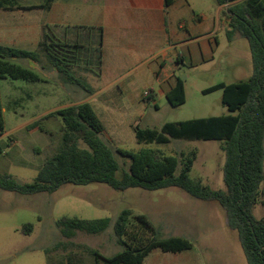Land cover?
Segmentation results:
<instances>
[{
	"label": "rangeland",
	"instance_id": "rangeland-1",
	"mask_svg": "<svg viewBox=\"0 0 264 264\" xmlns=\"http://www.w3.org/2000/svg\"><path fill=\"white\" fill-rule=\"evenodd\" d=\"M9 2L25 6L37 5L43 0ZM196 5L199 9V4ZM205 7L209 13V6ZM219 39L215 61L179 72L180 78H185L187 102L174 107L166 97L156 95L159 109H149L139 124L141 127L161 128L165 123L195 119L199 115L230 114L222 103L221 90L207 95L202 91L219 83L249 80L253 73L252 54L248 40L238 34L229 40L226 32L221 31ZM82 56H90V73L71 74L93 85L99 76L97 56L94 54L91 59L90 51L82 53ZM15 63L33 70L43 81L32 83L9 77L0 80L6 123V131L0 136L1 143L5 145L0 174L11 175L20 184H30L62 143L61 118H44L74 101L72 89L77 85L69 80L67 74L68 77L52 73L44 55L39 64L25 60ZM35 122H39L38 127H33ZM110 134L113 137V133ZM101 137L114 151L117 148L134 152L152 149L166 155H180L195 150L197 159L190 173L191 178L212 189L226 190L223 170L225 153L221 149V141L172 139L168 144H140L135 132L126 129L118 138L109 139L104 134ZM116 158L120 165L117 176L121 178L129 170L130 160L119 154ZM124 209H132L135 214L146 215L157 223L183 224V230L191 232L197 239V247L208 264H248L238 233L228 227L226 212L219 203L199 200L177 187L157 191L141 188L118 191L101 183L67 184L54 193L34 195L0 189V264H95V258L86 251L87 248L111 257L120 251V246L115 243L114 224ZM254 215L264 218V183L261 203L255 207ZM64 217L84 220L109 218L111 224L103 233L77 232L75 237L66 239L58 227V222ZM26 224L34 225L30 235L23 233ZM59 243L63 246L57 249Z\"/></svg>",
	"mask_w": 264,
	"mask_h": 264
},
{
	"label": "trees",
	"instance_id": "trees-1",
	"mask_svg": "<svg viewBox=\"0 0 264 264\" xmlns=\"http://www.w3.org/2000/svg\"><path fill=\"white\" fill-rule=\"evenodd\" d=\"M55 0H43L39 5L22 6L0 0V10H50ZM174 0H165V7ZM225 6L230 29L227 37L232 40L238 34L248 40L253 62L249 80L226 84L219 83L202 91L207 95L222 91V103L230 114L165 123L161 128L134 127L140 144H168L172 139L221 141L225 153L224 182L226 190H215L191 178L190 173L197 159V151L189 154L166 155L159 150L143 149L138 152L117 148L115 151L102 139L105 126L89 103L69 106L49 113L44 119L60 117L63 122L62 143L54 156L40 168L33 183L20 184L11 175L0 174V189L21 195L54 193L62 186L106 184L118 191L141 188L157 191L177 187L202 201H214L223 207L228 227L238 233L241 247L248 264H264V218H256L255 207L261 203L264 183V0H216ZM50 26L44 28L37 51L22 50L0 45V80L11 78L27 82H41L42 77L17 60L39 64L42 55L50 65L60 60L69 63L77 44L52 41ZM102 45L103 32L100 29ZM96 54L100 71L101 50ZM179 65V62H178ZM177 66V65H176ZM169 67L166 73H174ZM69 80L92 94L89 84L71 74L70 69L60 70ZM99 75V74H98ZM169 103L180 106L186 103L185 82L178 78L173 90L167 93ZM150 104L152 96L145 98ZM35 122L33 127H38ZM6 123L0 91V136L5 133ZM116 154L129 159L130 167L121 178ZM5 155V145L0 141V160ZM109 218L84 220L64 217L58 222L62 236L71 239L77 232L100 234L110 227ZM33 224H26L23 233L30 235ZM115 243L122 251L103 256L95 249L87 248L95 258V264H144L155 249L166 252H182L193 249L190 240L182 237H160L152 222L145 215H137L132 209H124L114 224ZM63 244H57L59 249ZM72 264V262H70Z\"/></svg>",
	"mask_w": 264,
	"mask_h": 264
},
{
	"label": "crops",
	"instance_id": "crops-1",
	"mask_svg": "<svg viewBox=\"0 0 264 264\" xmlns=\"http://www.w3.org/2000/svg\"><path fill=\"white\" fill-rule=\"evenodd\" d=\"M195 2L199 9L191 0H174L167 8L165 0H55L48 11L0 10V45L37 51L44 28L50 26L53 42L79 46L72 49L76 52L72 62L60 60L51 65L52 73L57 74L65 68L89 74L90 56L85 58L82 53L100 48L99 76L90 85L93 93L77 86L72 89L74 101L63 106L91 104L105 126L104 135L118 138L125 129L134 132L149 109H159L156 95L167 98L178 83L180 71L215 61L220 32L227 34L230 29L226 7L216 0ZM203 6H209L210 12ZM169 67L177 70L168 74ZM146 91L152 96L150 104L144 97ZM151 222L160 237L186 238L193 249H155L144 264H208L197 239L183 230V224Z\"/></svg>",
	"mask_w": 264,
	"mask_h": 264
},
{
	"label": "built area",
	"instance_id": "built-area-1",
	"mask_svg": "<svg viewBox=\"0 0 264 264\" xmlns=\"http://www.w3.org/2000/svg\"><path fill=\"white\" fill-rule=\"evenodd\" d=\"M150 95V92L149 91H146L145 93H144V97H148Z\"/></svg>",
	"mask_w": 264,
	"mask_h": 264
},
{
	"label": "water",
	"instance_id": "water-1",
	"mask_svg": "<svg viewBox=\"0 0 264 264\" xmlns=\"http://www.w3.org/2000/svg\"><path fill=\"white\" fill-rule=\"evenodd\" d=\"M180 79L184 81L185 78L183 77V78H180Z\"/></svg>",
	"mask_w": 264,
	"mask_h": 264
}]
</instances>
